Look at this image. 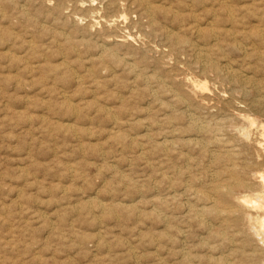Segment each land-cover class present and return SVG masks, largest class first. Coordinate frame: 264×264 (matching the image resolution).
Here are the masks:
<instances>
[{"label": "rangeland", "instance_id": "374dc122", "mask_svg": "<svg viewBox=\"0 0 264 264\" xmlns=\"http://www.w3.org/2000/svg\"><path fill=\"white\" fill-rule=\"evenodd\" d=\"M146 1L0 0V264L264 262L255 221L262 212L249 202L238 213L229 211L213 190L244 172L249 184L254 171L264 174V0ZM251 185L233 191L256 197L258 187ZM166 195L173 198L161 201ZM202 204L209 209L195 216L191 208ZM236 213L245 214L239 223Z\"/></svg>", "mask_w": 264, "mask_h": 264}, {"label": "bare ground", "instance_id": "6f19581e", "mask_svg": "<svg viewBox=\"0 0 264 264\" xmlns=\"http://www.w3.org/2000/svg\"><path fill=\"white\" fill-rule=\"evenodd\" d=\"M45 1H46V0H45ZM142 1H144V0H142ZM225 1H226V0H225ZM225 1H224V2H225ZM128 2H129V1H128ZM146 2H148V0H147ZM187 2H188V1H187ZM222 2H223V1H222ZM141 3H142V2H141ZM141 3H140V4H141ZM150 3H151V2H150ZM175 3H176V1H175ZM44 4H45V2H44ZM48 4H49V3H48ZM127 4H128V3H127ZM140 4H139V5H140ZM143 4H144V2L142 3V5H143ZM146 4H147V3H146ZM212 4H213V3H212ZM21 5H22V4H21ZM81 5H82V4H81ZM130 5H131V2H130ZM154 5H155V4H154ZM157 5H159V4H157ZM163 5H164V4H163ZM19 6H20V5H19ZM127 6H128V5H127ZM137 6H138V5H137ZM146 6H149V4H147ZM151 6H152V5H151ZM166 6H168V5H166ZM166 6H165V8H166ZM186 6H187V5H186ZM203 6H204V5H203ZM226 6H228V5H226ZM131 7H132V6H131ZM134 7H135V6H134ZM155 7H156V6H155ZM162 7H163V6H162ZM169 7H170V6H169ZM22 8H23V7H22ZM22 8H21V9H22ZM132 8H133V7H132ZM136 8H137V7H136ZM145 8L147 9L146 11H150V12H152L151 10H149L148 7H145ZM26 9H27V8H26ZM189 9H190V8H189ZM189 9H188V10H189ZM135 10H138V8L135 9ZM140 10H141V9H140ZM161 10H162V9H161ZM168 10H169V9H168ZM22 11H23V10H22ZM138 11H139V10H138ZM169 11H170V10H169ZM159 12H160V11H159ZM23 13H24V12H23ZM26 13H27V12L25 11V14H26ZM141 13H142V12H141ZM162 13H163V12H162ZM172 13H173V12H172ZM228 13H229V12H228ZM166 14H167V12H166ZM176 14H177V13H176ZM193 14H194V13H193ZM196 14H197V13H196ZM229 14H230V13H229ZM232 14H233V13H232ZM27 15H29V14H27ZM151 15H153V14H151ZM230 15H231V14H230ZM231 16H232V15H231ZM77 17H78V16H77ZM173 17L175 18L174 15H173ZM173 17H172V18H173ZM176 17H177V16H176ZM193 17H194V16H193ZM193 17H192V18H193ZM197 17H198V16H197ZM197 17H195V18L197 19ZM234 17H235V16H234ZM94 18L96 19V17H94ZM150 18H151V17H150ZM174 18H173V19H174ZM207 18H208V17H207ZM207 18H206V19H207ZM72 19L74 20V17H72ZM175 19H176V18H175ZM212 19H213V17H212ZM212 19H211V20H212ZM234 19H235V18H234ZM79 20H80V19H79ZM151 20L154 21L152 18H151ZM213 20H214V19H213ZM71 21H72V20H71ZM74 21H75V20H74ZM92 21H93V20H92ZM92 21H91V23H92ZM106 21L108 22V20H106ZM121 21H123V20H121ZM121 21H119V22H121ZM178 21H179V20H178ZM193 21H194V20H193ZM197 21H199V20H197ZM187 22H188V21H187ZM204 22H205V20H204ZM204 22H203V23H204ZM206 22H207V21H206ZM209 22H210V21H209ZM75 23H76V22H75ZM121 23H122V22H121ZM143 23H144V22H143ZM143 23H142V25H143ZM152 23H153V22H152ZM176 23H179V22H176ZM200 23H201V22H200ZM104 24H105V23H104ZM107 24H108V23H107ZM139 24H140V23H139ZM144 24H145V23H144ZM180 24H182V23H180ZM194 24H196V23H194ZM201 24H202V23H201ZM209 24H212V23H209ZM89 25H90V24H89ZM89 25H87V27H89ZM142 25H141V26H142ZM150 25H153V24H150ZM91 26H92V25H91ZM146 26H147V25H146ZM179 26H181V25H179ZM196 26H197V27H196ZM196 26H195V29H196V28H199L198 25H196ZM106 27H108V26L106 25ZM152 27H153V26H152ZM172 27H173V29H174V28H175V25H174V26L172 25ZM206 27H207V26H206ZM208 28H209V27H208ZM224 28H225V27H224ZM149 29H150V28H149ZM157 29H159V28H157ZM181 29H182V28H181ZM189 29H190V28H189ZM209 29H210V28H209ZM214 29H215V28H214ZM242 29H243V27H242ZM170 30H171V29H169V33H170ZM216 30H217V28H216ZM220 30H221V29H220ZM224 30H225V29H224ZM224 30H223V31H224ZM262 30H263V29H262ZM166 31H168V30H166ZM166 31H165V32H166ZM203 31H204V30H203ZM212 31H214V30H212ZM225 31H226V30H225ZM199 32H200V31H199ZM227 32H228V31H227ZM230 32H232V31H230ZM260 32H261V31H260ZM161 33H162V32H161ZM166 33H167V32H166ZM175 34H176V32H175ZM194 34L197 35V34H199V33L196 34V32H195ZM201 34H202V33H201ZM201 34H200V35H201ZM213 34L215 35L214 32H213ZM217 34H218V32H217ZM231 34H232V33H231ZM160 35H161V34H160ZM162 35H163V34H162ZM168 35H169V34H168ZM172 35H174V34L172 33ZM172 35L170 34L169 36H172ZM214 35H213V36H214ZM218 35H220V34H218ZM224 35H225V34H224ZM259 35H260V34H259ZM261 35H262V34H261ZM124 36H125V35H124ZM164 36H165V35H164ZM169 36H168V38H169ZM202 36H203V34H202ZM233 37H235V36H233ZM118 38H120V37H118ZM118 38H117V39H118ZM121 38H122V37H121ZM125 38H126V37H124V39H125ZM212 38H213V37H212ZM214 38H215V36H214ZM216 38H217V37H216ZM216 38H215V39H216ZM261 38H262V37H261ZM170 39H171V38H170ZM216 40H217V39H216ZM216 40H215V41H216ZM219 40H220V39H218L217 42H219ZM104 41H105V39H104ZM119 41H120V40H119ZM119 41H118V42H119ZM215 41H214V39H213V42H214V43H216ZM113 42H114V41H113ZM121 42H122V41H120V43H121ZM145 42H146V41H145ZM145 42H144V43H145ZM103 43H104V42H103ZM106 43H107V42H106ZM106 43H105V44H106ZM123 43H124V42H123ZM211 43H212V42H211ZM214 43H213V44H214ZM29 44H31V43H29ZM213 44H210V47H211V45H213ZM217 44H218V43H217ZM106 45H107V44H106ZM108 45H109V43H108ZM203 45H204V44H203ZM218 45H219V44H218ZM103 46H104V45H103ZM213 46H214V45H213ZM213 46H212V47H213ZM101 47H102V46H101ZM199 47H200V46H199ZM205 47H206V46H205ZM99 48H100V46H99ZM149 48H151V47H149ZM194 48L196 49L195 45H194ZM206 48H208V47H206ZM103 49H104V48H103ZM151 49H152V48H151ZM153 49H154V48H153ZM155 49H156V48H155ZM210 49H211V48H210ZM101 50H102V49H101ZM156 50H157V49H156ZM208 50H209V49H208ZM242 50H244V53H245V51H246L245 48H244V49L242 48ZM153 51L155 52V50H153ZM160 51H161V48H160ZM107 52H108V50H107ZM156 52H157V51H156ZM163 52H164V51H163ZM197 52H198V51H197ZM194 53H195V52H194ZM208 53H209V52H208ZM161 54H162V53H161ZM161 54H159V55H161ZM204 54H206V53H204ZM162 55H164V54H162ZM200 55H201V57L203 56L202 54H200ZM200 55H198V56H200ZM198 56H196V57H198ZM194 57H195V56H194ZM203 58H205V57H203ZM198 59H199V57H198ZM206 59H207V58H206ZM209 59H210V58H209ZM128 60H129V59H128ZM201 60H202V59H201ZM201 60H200V61H201ZM210 60H211V59H210ZM64 61H65V60H64ZM124 61H125V60H124ZM196 61H197V60H196ZM211 62H212V60H211ZM201 63H202V61H201ZM208 63H209V62H208ZM124 64H126V62H125ZM131 64H132V63H131ZM205 64H206V62H205ZM211 64H212V63H211ZM224 64H225V63H224ZM127 65H129V64H127ZM198 65H201V64L198 63ZM214 65H215V64H214ZM227 65H228V64H227ZM125 66H126V65H125ZM133 66H134V65H133ZM208 66H209V65H208ZM223 66H225V65H223ZM231 66H232V65H231ZM135 67H136V66H135ZM200 67H201V66H200ZM210 67H211V66H210ZM214 67H216V66H214ZM131 68H133V67H131ZM207 68H209V67H207ZM136 69H137V67L134 68V70H136ZM227 69H228V68H227ZM214 70L217 71L218 69H217V70L214 69ZM230 70H231V69H230ZM233 70H235V69H233ZM233 70H232V71H233ZM130 71H131V70H130ZM237 71H238V70H237ZM237 71L235 70V71L232 72V73H235V72L238 73ZM228 72H229V71H228ZM224 73H225V72H224ZM236 73H235V74H236ZM239 73H240V72H239ZM239 73H238V74H239ZM235 74H234V75H235ZM222 75H223V73H222ZM225 75H226V74H225ZM234 75L231 76V77H233V79H236V78L234 77ZM242 75H244V74H242ZM242 75H241V76H242ZM74 76H75V74H74ZM239 76H240V75H239ZM241 76H240V77H241ZM65 77H66V76H65ZM145 77H146V76H145ZM224 77H225V76H224ZM224 77H223V78H224ZM236 77H237V76H236ZM63 78H64V77H63ZM76 78H77V77H76ZM135 78H136V76H135ZM140 78H142V77H140ZM246 78H247V77H246ZM77 79H78V78H77ZM77 79H76V81H79V80H77ZM144 79H145V78H144ZM241 79H242V77H241ZM243 79L245 80V78H243ZM146 80H147V79H146ZM146 80H145V81H146ZM237 80L239 81L240 79L238 78ZM244 80H242V81H244ZM247 80H249V79H247ZM250 80L254 81L255 79L253 80V79L250 78ZM145 81H144V82H145ZM230 81H231V80H230ZM255 81H256V80H255ZM146 82H148V81H146ZM149 82H150V81H149ZM158 82H159V81H158ZM165 82H166V81H165ZM236 82H237V81H236ZM244 82H245V81H244ZM244 82H243V83H244ZM159 83H160V82H159ZM193 83H194V82H193ZM195 83H196V82H195ZM238 83H239V82H238ZM245 83H246V82H245ZM245 83H244V84H245ZM250 83H251V81H250ZM250 83H249V84H250ZM256 83H257V82H256ZM145 84H147V83H145ZM235 84H236V83H235ZM160 85H161V84H160ZM162 85H163V84H162ZM183 85H184V84H183ZM203 85H204V84H203ZM238 85H239V84H238ZM245 85H246V84H245ZM185 86H186V85H185ZM187 86L189 87V85H187ZM187 86H186V87H187ZM194 86H196V85H194ZM242 86H244V85H242ZM246 86H247V85H246ZM246 86H244V87H246ZM257 86H258V84H257ZM163 87H165V86H163ZM170 87H171V86H170ZM188 87H187V88H188ZM244 87H243V88H244ZM251 87H252V86H251ZM205 88H206V87H205ZM240 88H241V87H240ZM255 88H256V87H255ZM255 88H254V89H255ZM168 89H169V88H168ZM188 89H189V88H188ZM190 89H191V88H190ZM241 89H242V88H241ZM241 89H240V91H241ZM166 90H167V89H166ZM202 90H203V89H202ZM247 90H248V89H247ZM257 90H258V89H257ZM185 91H187V90H185ZM185 91H184V92H185ZM255 91H256V90H255ZM151 92H152V91H151ZM153 92H155V91H153ZM171 92H173V91H171ZM190 92H193V91H190ZM256 92H257V91H256ZM149 93H150V91H149ZM242 93H244V91H243ZM248 93H249V91H248ZM257 93H258V92H257ZM257 93H255V94H257ZM175 94H176V93H175ZM178 94H179V96H181L180 92H179ZM183 94H184V93H183ZM183 94H182V95H183ZM187 94H188V96H189L190 98H192V97H191V94H190V95H189V93H187ZM193 94H194V93H193ZM219 94H220V93H219ZM259 94H260V93H259ZM150 95H153V94H150ZM167 95H168V94H167ZM170 95H172V94H170ZM173 95H174V94H173ZM173 95H172V96H173ZM194 95H195V97H196V94H194ZM198 95H199V94H198ZM205 95H206V94H205ZM205 95H204V96H205ZM260 95H261V94H260ZM174 96H175V95H174ZM192 96H193V95H192ZM206 96H208V95H206ZM254 96H255V95H254ZM154 97H155V96H154ZM168 97H169V96H168ZM182 97H184V95H183ZM193 97H194V96H193ZM219 97H220V96H219ZM185 98H187V97H185ZM197 98H198V97H197ZM201 98H202V96H201ZM201 98H200V99H201ZM204 98H205V97H204ZM260 98H261V97H260ZM170 99H171V98H170ZM180 99H182V98H180ZM180 99H179V101H180ZM187 99H188V98H187ZM205 99H206V98H205ZM262 99H263V98H262ZM175 100H177V99H175ZM183 100H184V99H183ZM185 100H186V99H185ZM225 100H226V99H225ZM173 101H174V100H173ZM179 101H178V102H179ZM201 101H202V100H201ZM201 101H200V102H201ZM258 101H260V100H259V97H258ZM184 102H185V101H183V103H184ZM196 102H197V101H196ZM200 102H199V103H200ZM202 102H203V101H202ZM202 102H201V103H202ZM223 102H224V101H223ZM223 102H222V103H223ZM255 102H256V101H255ZM255 102H254V100H253V103H254V104H255ZM172 103H173V102H172ZM174 103H175V102H174ZM189 103H190V102H189ZM204 103H205V102H204ZM225 103H226V102H225ZM251 103H252V102H251ZM258 103H259V102H258ZM258 103H257V104H258ZM227 104H228V103H227ZM235 104H236V102H235ZM235 104H232V105L235 106ZM162 105H164V103H163ZM169 105L171 106V104H169ZM172 105H173V104H172ZM190 105H192V104L190 103ZM225 105H226V104H225ZM255 105H256V104H255ZM165 106H167V108H168V105H167V104H165ZM183 106H184V105H183ZM188 106H189V105H188ZM192 106H193V105H192ZM197 106H198V105H197ZM199 106H202V104L199 105ZM199 106H198L197 109H199ZM227 106H230V105H227ZM227 106H226V107L224 106L223 108H227ZM234 106H233V107H234ZM177 107H178V106H177ZM180 107H181V106H180ZM180 107H179V108H180ZM202 107H203V106H202ZM206 107H207V106H206ZM206 107H205V108H206ZM106 108H107V107H106ZM169 108H170V107H169ZM174 108L176 109V106H175ZM195 108H196V107H195ZM207 108L211 109V107H207ZM221 108H222V107H221ZM234 108H237V107H234ZM238 108H239V107H238ZM181 109H182V107L180 108V110H181ZM191 109H192V108H191ZM193 109H194V108H193ZM197 109H196V110L194 109V110L197 111ZM209 109H208V110H209ZM213 109H216V112H217V109H218V108H213ZM231 109H232V108H231ZM108 110H109V109H108ZM163 110H164V109H163ZM171 110H172V109H171ZM166 111H167V110H166ZM166 111H165V112H166ZM174 111H175V110H174ZM178 111H179V110H178ZM181 111H182V110H181ZM185 111H188V110H185ZM185 111H183V112H185ZM233 111H234V110H233ZM175 112H176V111H175ZM200 112H201V111H200ZM202 112H203V111H202ZM207 112H208V111H207ZM221 112L223 113V111H221ZM167 113H168V112H167ZM180 113H182V112H180ZM189 113H190V112H188V114H187V113H186V114L189 115ZM204 113H205V112H204ZM204 113H202V114H204ZM212 113H215V112H212ZM212 113H211V114H212ZM219 113H220V112H219ZM236 113H238V112H236ZM178 114H179V113H178ZM183 114H185V113H182V115H183ZM198 114H199V110H198ZM200 114H201V113H200ZM200 114H199V115H200ZM205 114H206V113H205ZM223 114H224V113H223ZM227 114H228V113H227ZM227 114H226V115H227ZM169 115H170V113H169ZM193 115H194V114H193ZM199 115H198V116H199ZM215 115H216V114H215ZM226 115L224 114L223 116L225 117ZM166 116H168V115H166ZM180 116H181V115H180ZM195 116H196V115H195ZM207 116H208V114H207ZM207 116H206V119L208 118ZM216 116H217V115H216ZM216 116H215V117H216ZM229 116H231V115H229ZM241 116H242V115H241ZM176 117H177V116H176ZM199 117H200V116H199ZM199 117H198V118L196 117V120H199ZM224 117L221 118V119H224ZM169 118H170V117H169ZM177 118H178V117H177ZM184 118H185V117H184ZM211 118H212V117H211ZM247 118H248V117H247ZM180 119H181V117L179 118V120H180ZM187 119H189V118H187ZM201 119H202V118H201ZM201 119H200V120H201ZM215 119H216V118H215ZM218 119H219V118H218ZM226 119H227V117H226ZM238 119H239V118H238ZM243 119H245V117H244ZM252 119H253V118H252ZM172 120H173V119H172ZM194 120H195V119H194ZM232 120H233V119H232ZM232 120H231V123L233 122ZM234 120H235V119H234ZM236 120H237V118H236ZM247 120H248V119H247ZM247 120H245V121H247ZM249 120H250V116H249ZM249 120H248V121H249ZM114 121H116V118H115ZM117 121H118V119H117ZM176 121H177V120H176ZM176 121H173V122L176 124ZM190 121H192V120H190ZM190 121H189V122H190ZM207 121H208V120H207ZM207 121H206V122H207ZM216 121H217V120H216ZM228 121H230V118H228ZM228 121H227V123H230V122H228ZM237 121H240V122H241V120H237ZM169 122L171 123L170 120H169L167 123H169ZM199 122H200V121H199ZM206 122H205V123H206ZM218 122H219V121H218ZM234 122H235V121H234ZM249 122H252V123H253L254 121H249ZM170 123H169V124H170ZM190 123H192V122H190ZM196 123H198V122H196ZM200 123H201V122H200ZM200 123H198V124H200ZM208 123H209V122H208ZM208 123H207V126H209V125L211 124V123H209V124H208ZM213 123H214V121H213ZM220 123L223 124V121L220 122ZM225 123H226V121H225ZM235 123H236V122H235ZM159 124H160V123H159ZM159 124H158V125H159ZM184 124H185V123L183 122V125H184ZM192 124H194V123H192ZM201 124H202V123H201ZM222 124H221V125H222ZM233 124H234V123H233ZM236 124H238V123H236ZM236 124H235V125H236ZM172 125H173V124H172ZM172 125H171V126H172ZM187 125H188V124H187ZM227 125H228V124H227ZM238 125H240V124H238ZM159 126H160V125H159ZM165 126H166V125H165ZM167 126H170V125H167ZM167 126H166V127H167ZM196 126H197V125H196ZM199 126H200V125H199ZM249 126H251V125H249ZM252 126H254V125H252ZM252 126H251V127H252ZM261 126H262V125H261ZM177 127L179 128V127H182V126H177ZM177 127H176V128H177ZM186 127H187V126H186ZM188 127H189V126H188ZM201 127H202V126H200V128H201ZM209 127H210V126H209ZM189 128H190V127H189ZM206 128H207V127H206ZM225 128H226V127H225ZM228 128H229V127H228ZM261 128H262V127H261ZM164 129H165V128H164ZM169 129H170V127H169ZM169 129H168V130H169ZM181 129H182V128H181ZM181 129H180L179 131H177V132L180 133V131H183V129H182V130H181ZM219 129H220V128H218V130H219ZM226 129H227V128H226ZM242 129H243V128H242ZM172 130H174V127H173ZM200 130H203V128L200 129ZM220 130H221V129H220ZM244 130H245V129H244ZM187 131H188V130H187ZM210 131H211V130H210ZM230 131H231V130H230ZM233 131H234V130H233ZM177 132H176V133H177ZM221 132H222V131H221ZM221 132H220V133H221ZM227 132H228V131H227ZM207 133H208V132H207ZM223 133H225V132H224V128H223ZM263 133H264V132H263ZM263 133H262V134H263ZM173 134H174V132H173ZM173 134H171V135H173ZM212 134H213V133H212ZM217 134H218V131H217ZM245 134H246V133H245ZM247 134H248V133H247ZM162 135L164 136V133H163ZM176 135H177L178 137L180 136V135H178V134H176ZM184 135H186V134H184ZM191 135H193V134H191ZM200 135H201V134H200ZM202 135H203V134H202ZM202 135H201V136H202ZM223 135H224V134H223ZM225 135H227V134H225ZM232 135H233V134H232ZM167 136H168V135H167ZM188 136H189V135H188ZM220 136H221V135H220ZM229 136H230V135H229ZM229 136H228V137H229ZM235 136H236V134H235ZM243 136H244V135H243ZM172 137H173V136H172ZM203 137H204V136H203ZM203 137H202V139H203ZM211 137H212V136H211ZM213 137H214V135H213ZM224 137H225V136H223V138H224ZM228 137H226V138H228ZM246 137H249V136H246ZM180 138H182V140H183V137H180ZM180 138H178V139L180 140ZM204 138H205V137H204ZM209 138H210V137H209ZM219 138H220V137H218V138H216V139H219ZM230 138L233 139V137H231V136H230ZM230 138H229V139H230ZM235 138H236V137H235ZM195 139H196V138H195ZM199 139H201V137H200ZM211 139H212V138H211ZM214 139H215V138H214ZM231 139H230V140H231ZM238 139H239V138H238ZM238 139H236V140H238ZM247 139H248V138H247ZM261 139H262V138H261ZM167 140H168V139H167ZM174 140H175V139H174ZM184 140L187 142L186 139H184ZM191 140H192V138H191ZM212 140H213V139H212ZM230 140H229V141H230ZM207 141H208V140H207ZM159 142H160V141H159ZM167 142H168V141H167ZM190 142H191V141H190ZM193 142H194V139H193ZM193 142H192V143H193ZM215 142H217V141H215ZM225 142H226V141H225ZM241 142H243V141H241ZM192 143H191V144H192ZM194 143H195V142H194ZM200 143H201V141H200ZM207 143H208V142H207ZM210 143H212V142L210 141ZM220 143H221V142H220ZM222 143H224V141H223ZM234 143H235V141H234ZM256 143H257V142H256ZM158 144H159V143H157V145H158ZM160 144H161V143H160ZM168 144H169V142H168ZM174 144H175V143H173V145H174ZM186 144H187V143H186ZM195 144L197 145L198 143H195ZM231 144H232V143H231ZM241 144H244V143H241ZM241 144H240V145H241ZM257 144H259V143H257ZM202 145H203V143H202ZM206 145H207V144H206ZM210 145H211V144H210ZM215 145H216V144L213 143V147H214ZM217 145H218V144H217ZM199 146H200V145H199ZM204 146H205V144H204ZM207 146H209V143H208ZM219 146H220V145H219ZM219 146H218V147H219ZM224 146H225V145H224ZM233 146H234V145H233ZM235 146H236V144H235ZM238 146H239V145H238ZM241 146H244V145H241ZM241 146H240V147H241ZM259 146H261V145H259ZM164 147H165V146H164ZM166 147H167V146H166ZM170 147H171V146H170ZM178 147H179V146H178ZM182 147H183V146H182ZM188 147H190V146H188ZM211 147H212V146H211ZM221 147H222V146H221ZM227 147H228V146H227ZM262 147H263V146H262ZM162 148H163V147H162ZM168 148H169V145H168ZM171 148H172V147H171ZM173 148H177V147L174 146ZM207 148H208V147H207ZM235 148H237V146H236ZM246 148H247V147H246ZM246 148L244 147V149H246ZM181 149H183V148H180V153H181ZM185 149H186V147H185ZM185 149H184V150H185ZM189 149H190V148H189ZM217 149H218V148H217ZM229 149H232V148H229ZM237 149H239V148H237ZM244 149L242 148L241 150H243V151L246 152V150H244ZM168 150H169V149H168ZM176 150H177V149H176ZM191 150H192V149H191ZM204 150H205V149H204ZM208 150H209V148H208ZM211 150H213V148L210 149V151H211ZM232 150H233V149H232ZM234 150H235V149H234ZM247 150H248V149H247ZM163 151H164V149H163ZM185 151H186V150H185ZM188 151H189V150H188ZM196 151H197V150H196ZM205 151H206V150H205ZM214 151H215V150H214ZM214 151H213V153H214ZM220 151H222V150H220ZM165 152H166V151H165ZM167 152H168V151H167ZM167 152H166V153H167ZM189 152H190V151H189ZM224 152H225V151H224ZM232 152L235 153L234 151H232ZM168 153H169V152H168ZM168 153H167V154H168ZM194 153H196V152H192V154H194ZM199 153H200V152H199ZM211 153H212V152H211ZM211 153H210V154H211ZM215 153H217V152H215ZM226 153H227V152H226ZM238 153H240V151H239ZM238 153H236V154L238 155ZM164 154H165V153H164ZM167 154H166V156H168ZM186 154H187V153H185V155H186ZM197 154H198V153H197ZM217 154H218V153H217ZM217 154H214L212 157H214V156L217 155ZM250 154H251V153H250ZM250 154H249V156H250ZM179 155H180V154H179ZM185 155H184V156H185ZM190 155H191V154H190ZM205 155H206V154H205ZM211 155H212V154H211ZM218 155H219V154H218ZM221 155H222V154H220V156H221ZM223 155H224V153H223ZM229 155H230V154H229ZM232 155H233V154H231V157H232ZM241 155H242V153L239 155V157H240ZM173 156H174V155H173ZM173 156H172V157H173ZM200 156H201V155H200ZM203 156H204V155H203ZM242 156H244V155H242ZM186 157H187V156H186ZM188 157H191V156H188ZM194 157H195V156H194ZM206 157H207V156H206ZM222 157H223V156H222ZM225 157H226V155H225ZM225 157H223V158H225ZM239 157L237 156V158H239ZM244 157H245V156H244ZM244 157H243V158H244ZM254 157H255V156H254ZM170 158H171V157H170ZM170 158H169V161H170ZM192 158H193V157H192ZM209 158H210V157H209ZM245 158H246V157H245ZM251 158H253L252 154H251ZM255 158H256V157H255ZM189 159H190V158H189ZM195 159H196V158H195ZM195 159H194V161L196 162ZM216 159H218L219 162L222 160V159L220 160L219 156H218ZM227 159H228V158H227ZM227 159L225 158V163L228 162V161L226 162ZM256 159H257V158H256ZM256 159H254V160H256ZM178 160H179V159H178ZM190 160H191V159H190ZM213 160H214V158H213ZM229 160H230V159H229ZM236 160H237V159H236ZM240 160H241V159L237 160L236 162H238V161L240 162ZM248 160H251V159H248ZM248 160H247V161H248ZM252 160H253V159H252ZM188 161H189V160H187V162H188ZM191 161H193V159H192ZM194 161H193V163H194ZM204 161H205V160H204ZM214 161L217 162V160H214ZM222 161H223V160H222ZM241 161H242V160H241ZM256 161H257V160H256ZM256 161H255V162L250 161V162H252V164H253V163L255 164ZM187 162L185 161V164H186ZM223 162H224V161H223ZM233 162H234V161H233ZM233 162H232V163H233ZM242 162L246 163V159H245V161H242ZM257 162H258V161H257ZM163 163H164V162H163ZM176 163H177V162H176ZM176 163H175V164H176ZM189 163H190V162H189ZM189 163H187V165H190V166H191V164H189ZM208 163H210V162H208ZM208 163H207V164H208ZM214 163H215V162H214ZM221 163H222V162H221ZM165 164H166V163H165ZM165 164H164V166H167V164H166V165H165ZM217 164H218V162H217ZM233 164H234V163H233ZM240 164H241V162H240ZM257 164H258V163H257ZM259 164H261V162H260ZM259 164H258V165H259ZM262 164H264V161L262 162ZM176 165H177V164H176ZM192 165H193V164H192ZM215 165H216V164H215ZM226 165H227V166H228V165L231 166L230 162L227 163ZM246 165H247V163H246ZM248 165H249V164H248ZM248 165H247V166H248ZM164 166H162V167H164ZM172 166H174V162H173ZM181 166H182V165H180V167H181ZM185 166H186V165H185ZM195 166H196V165H195ZM206 166H207V165H206ZM209 166H210V165L208 164V167H209ZM211 166H213V167H217V165L214 166L213 164H212ZM211 166H210V167H211ZM222 166H223V165H222ZM224 166H225V165H224ZM256 166H257V165H256ZM263 166H264V165H263ZM186 167H187V166H186ZM225 167H226V166H225ZM233 167H234V166H233ZM236 167H237V166H235V168H236ZM238 167H239V166H238ZM253 167H254V166H253ZM253 167H252V169H251L252 172H253V169H255V167H254V168H253ZM168 168H169V166H168L166 169H168ZM170 168H171V167H170ZM218 168H219V167H218ZM228 168H229V167H228ZM246 168H247V167H246ZM258 168H259V167H258ZM162 169H163V168H162ZM183 169H184V168H183ZM189 169H190V168H189ZM193 169H194V167L192 166V173H193V171H194ZM207 169H208V168H207ZM213 169H214V172L217 171V170H215L216 168H213ZM225 169H227V167H226ZM230 169H231V167H230ZM230 169H229V170H230ZM179 170H180V171H179ZM181 170H182V169H179V168H178V171H179V172H182ZM185 170L188 171V169H184L183 171H185ZM208 170H209V169H208ZM223 170H224V169H223ZM234 170H236V169H234ZM244 170H245V168H244ZM246 170H248L247 173L250 172L249 169H246ZM246 170H245V171H246ZM166 171H167V170H166ZM166 171H165V172H166ZM205 171H206V170H205ZM212 171H213V170H212ZM219 171H220V170H219ZM224 171H225V170H224ZM237 171H238V168H237ZM241 171L243 172V170H241ZM241 171H239V172H241ZM257 171H258V170H257ZM257 171H254L253 173H255V172L257 173ZM169 172H171V170H170ZM169 172H168V173H169ZM189 172H191V171H189ZM220 172L222 173L223 171H220ZM229 172H230V173H228V174H230L231 176H233V175H232L233 171L231 172V170H230ZM252 172H251V173H252ZM176 173H177V171H176ZM192 173H191V175H192ZM209 173H211V172L209 171ZM209 173H208V175H211V174H209ZM221 173H220L218 176H220ZM234 173H235V172H234ZM244 173H245V176H246V172H244ZM251 173H250V174H251ZM256 173H255V175H254V177H253V182H254L255 186L258 187V190H259V193H257V196H256V197H253V198L248 199V197L246 198V197H243V196H237V195L235 194L236 192L233 191V188H235V189H237V188H239V187H241V188H242V187H245V188H246V187H249V185H251L253 182H252L251 184H249V183L244 179L245 176H244V177H242V176L234 177V176H235V174H234L233 177H234L235 179L233 180V182H232L231 184L226 183V182H228V181H226V180H225V183L222 182L223 184L220 183L218 180H217V181L215 180L216 182H219V183H215L214 188H213V187H212V188H213V190L216 191L215 193L217 194V199H218V198H219V199H218V201H217L216 199H214V196H213V200H211V201H212V202H211L212 205H211V204H210V205H211L212 208L214 207V209H216L217 207L220 206V205L217 206V205H216V202H219V200H220V202H225V203H228V204H229V207H230V208H229V211L237 212V213H238V212L241 210L242 207H244V206L247 205L248 202L251 203V205H252L255 209H258V211H261V212H262L261 217L259 218V220L255 219V221H258V223H259L258 226H257V227L259 228V229H258V230H259V233H257V232H258L257 229H255V231H257V232H256V233L258 234L257 236H259L258 238H260L259 241L261 242L262 246L264 247V174H261V173H257V174H256ZM263 173H264V172H263ZM169 174H170V173H169ZM182 174H183V173H182ZM184 174H186V173H184ZM206 174H207V172H206ZM213 174H215V173H213ZM238 174H239V173H238ZM242 174H243V173H242ZM242 174L240 173V175H242ZM250 174H249V175H250ZM191 175H190V177H191ZM224 175H225V174H224ZM224 175H223V177H225ZM230 175H228V176H230ZM211 176H214V175H211ZM226 176H227V175H226ZM175 177H176V176H175ZM215 177H216V174H215L214 178H215ZM220 177H221V176H220ZM251 177H252V176H251ZM168 178H170V177H168ZM212 178H213V177H212ZM214 178H213V179H214ZM221 178H222V177H221ZM225 178H226V177H225ZM170 179H171V178H170ZM186 179H187V178H186ZM189 179H190V178H189ZM215 179H216V178H215ZM227 179H228V178H227ZM172 180H173V178H172ZM190 180H191V179H190ZM190 180H189V181H190ZM194 180H195V179H194ZM198 180H199V179H198ZM161 181H162V180H161ZM164 181L166 182V180H164ZM182 181H183V180H182ZM186 181H187V180H186ZM201 181H203V180H201ZM215 181L213 180V182H215ZM223 181H224V180H223ZM162 182H163V181H162ZM229 182H230V181H229ZM179 183H180V182H179ZM204 183H205V182H204ZM210 183H211V182H210ZM173 184H174V183H173ZM175 184H176V182H175ZM184 184H185V183H184ZM201 184H202V183H201ZM211 184H212V183H211ZM248 184H249V185H248ZM171 185H172V184H171ZM204 185H205V184H204ZM208 185H210V184L208 183ZM178 186H179V185H178ZM178 186H177V187H178ZM181 186H182V185H181ZM181 186H179V187L182 188ZM194 186H195V185H194ZM194 186H193V187H194ZM255 186H253V187H255ZM170 187H171V186H170ZM177 187H176V188H177ZM179 187H178V188H179ZM190 187H191V186H190ZM207 187H208V186H207ZM210 187H211V186H210ZM210 187H209V188H210ZM251 187H252V185H251ZM251 187H250V188H251ZM253 187H252V188H253ZM156 188H157V186H156ZM156 188H155V189H156ZM165 188H166V187H165ZM168 188H169V187H168ZM171 188H172V187H171ZM180 188H179V189H180ZM186 188H187V187H186ZM186 188H185V190H187ZM195 188H196V187H195ZM245 188H244V189H245ZM188 189H189V187H188ZM197 189H199V188H197ZM197 189H196V190H197ZM206 189H207V193H208L209 189H208V188H206ZM239 189H240V188H239ZM253 189H254V188H253ZM156 190H159V189H156ZM167 190H168V189H167ZM210 190H212V189H210ZM254 191H255V190H254ZM158 192H159V191H158ZM171 192H172V191H171ZM177 192H178V191H177ZM177 192H176V193H177ZM195 192H196V191H195ZM200 192H201V191H200ZM203 192H204V191H203ZM245 192H246V191H245ZM245 192H244V193H245ZM248 192H250V191H247V193H248ZM178 193H179V192H178ZM207 193L204 192V194H206V195H207ZM255 193H256V192H255ZM173 194H174V193H173ZM186 194H187V193H186ZM190 194H191V193H190ZM194 194H195V193H194ZM213 194H214V192H213ZM216 194H215V195H216ZM237 194H238V193H237ZM210 195H211V194H210ZM241 195H242V194H241ZM254 195H255V194H254ZM182 196H183V195H182ZM182 196H181V197H182ZM207 196H209V195H207ZM245 196H246V194H245ZM192 197H193V196H192ZM195 197H196V196H195ZM209 197H210V196H209ZM250 197H251V196H250ZM163 198H164V200H162V198L160 197L161 201H165V199H169V198H173V197H172V195H171V197L166 195V198H165V197H163ZM184 198H185V197H184ZM188 198H189V197H188ZM210 198H211V197H210ZM175 199H176V198H175ZM175 199H174V200H175ZM211 199H212V198H211ZM215 200H216V202H215ZM176 201H177V199H176ZM203 201H204V200H203ZM205 201H206V200H205ZM167 202H168V201H167ZM180 202H181V201H180ZM188 202H189V201H188ZM188 202H187V203H188ZM191 202L193 203V200H192ZM220 202H219V203H220ZM164 203H165V202H164ZM184 203H185V202H184ZM184 203H183V204H184ZM187 203H186V204H187ZM189 203H190V202H189ZM223 204H224V203H223ZM223 204H222V205H223ZM177 205H178V204H177ZM179 205H180V203H179ZM188 205H190V204H188ZM191 205H192V204H191ZM191 205H190V207H191ZM194 205H195V204H194ZM183 206H184V205H183ZM183 206H181V207H183ZM186 206H187V205H186ZM186 206H185V207H186ZM197 206H198V207L192 206V207H195V208H191V210L193 209V211H194L193 213L195 214V216H199V217H200L199 213H200L201 211H204V210H206V209H209V207H208L209 205H208V206H205L204 204H202V205H200V206H199V205H197ZM224 206H225V205H224ZM224 206H223V207H224ZM250 207H251V206H250ZM253 207H252V208H253ZM111 208H112V207H111ZM187 208H189V207H187ZM109 210H111V209H109ZM217 210H218V209H217ZM111 211H112V210H111ZM113 211H114V210H113ZM219 211H221V210H219ZM225 211H226V210H225ZM227 211H228V210H227ZM245 211H247V210H245ZM222 212H223V210H222ZM255 212H256V211H255ZM201 213H203V212H201ZM201 213H200V214H201ZM220 213H221V212H220ZM220 213H219V214L217 213V214H218V218H219V216H220V218H221V217H224V216H221L222 214L220 215ZM229 213H230V212H229ZM237 213H236V214H237ZM187 214H188V213H187ZM187 214H183V213H182V216H183V215H186V216H187ZM230 214H231V213H230ZM230 214H228V215H230ZM234 214H235V213H234ZM161 215H162V214H161ZM223 215H224V214H223ZM228 215H227V216H228ZM232 215H233V214H232ZM244 215H245V214H244ZM244 215H242V213L237 214L236 220H234V221H236V222L239 223V221L242 220L241 217L244 216ZM166 216H167V215H166ZM201 217H202L201 219H203V214H202ZM225 217H226V216H225ZM225 217H224V218H225ZM228 217H229V216H228ZM228 217H227V219H228ZM162 218H163V215H162ZM167 218H168V217H167ZM220 218H219V219H220ZM224 218H223V219H224ZM244 218H245V216H244ZM169 219H170V218H169ZM186 219H187V218H186ZM201 219H200V220H201ZM204 219H205V217H204ZM216 219H217V218H216ZM225 219H226V218H225ZM229 219H232V218H229ZM234 219H235V218H234ZM250 219H251V218L249 217L248 221H250ZM163 220H164V219H163ZM194 220H195V219H194ZM205 220H206V219H205ZM207 220H208V219H207ZM207 220H206V221H207ZM180 221H181V220H180ZM209 221H210V219H209ZM223 221H224V220H223ZM231 221H232V220H231ZM198 222H199V221H198ZM202 222H203V220H202ZM202 222H201V223H202ZM204 222H205V221H204ZM225 222H226V221H225ZM232 222H233V221H232ZM209 223H210V222H209ZM212 223H213V222H212ZM248 223H250V222H248ZM248 223H247V221H246L245 225L248 224ZM195 224H196V223H195ZM205 224H206V223H205ZM213 224H214V223H213ZM220 224H221V223H220ZM225 224H226V223H225ZM225 224H224V225H225ZM228 224H229V223L227 222L226 225H228ZM234 224H235V223H234ZM243 224H244V223H243ZM168 225H169V224L167 223V226H168ZM196 225H197V224H196ZM224 225H223V226H224ZM232 225H233V223H232ZM237 225H238V224H237ZM241 225H242V222H241ZM204 226H205V225H204ZM207 226H208V225H207ZM211 226H212V225H211ZM223 226H222V227H223ZM230 226H231V223H230ZM238 226H239V225H238ZM189 227H190V226H189ZM212 227H213V226H212ZM212 227H211V228H212ZM219 227H220V226H219ZM246 227H247V226H246ZM248 227H252V228H253V225H252V224H248ZM166 228H168V227H166ZM177 228L179 229V226H178ZM182 228L184 229V227H182ZM233 228H234V227H233ZM237 228H238V227H236V229H237ZM239 228H240V227H239ZM254 228H255V227H254ZM254 228H253V230H251V231H254ZM180 229H181V227H180ZM221 229H222V228H221ZM223 229H224V227H223ZM234 229H235V228H234ZM225 230H226V229H225ZM237 230H238V229H237ZM204 231H205V229H204ZM213 231H216V230H213ZM227 231H228V229H227ZM227 231H226V232H227ZM230 231H233V229L230 230ZM238 231L240 232V230H238ZM238 231H237V232H238ZM183 232H184V230H183ZM183 232H182V233H183ZM185 233H186V232H185ZM227 233H228V232H227ZM240 233H243V232H240ZM254 233H255V232H254ZM183 234H184V233H183ZM183 234H182V236H183ZM214 234H215V233H214ZM228 234H229V233H228ZM235 234H237V233H235ZM247 234H248V231H247ZM187 235H188V234H187ZM206 235H207V234H206ZM238 235H239V234H238ZM244 235L246 236V233H245ZM255 235H256V234H255ZM184 236H185V235H184ZM184 236H183L182 238H184ZM202 236H203V235H202ZM249 236H250V234H249ZM249 236H248V237H249ZM257 236H256V237H257ZM185 237H187V236H185ZM199 237H200V236H199ZM240 237H242V236L240 235ZM240 237H239V238H240ZM248 237H247V238L245 237V239L248 240ZM190 238H191V237H190ZM243 238H244V237H243ZM251 238H252V237H251ZM177 239H178V238H177ZM179 239H180V238H179ZM201 239H203V238H201ZM234 239H235V238H234ZM245 239H244V241H247V240H245ZM187 240H188V239H187ZM203 240H204V239H203ZM231 240H233V239H231ZM241 240H243V239H241ZM182 241H183V240H182ZM184 241H185V240H184ZM184 241H183V242H184ZM204 241H205V240H204ZM211 241H212V240H211ZM222 241H223V240H222ZM249 241H252V240L250 239ZM193 242H194V241H193ZM201 242H202V241H201ZM207 242H208V241H207ZM222 243H223V242H222ZM224 243H225V242H224ZM226 243H227V242H226ZM238 243H241V242H238ZM242 243H243V242H242ZM185 244H186V243H185ZM185 244H184V246H185ZM187 244H188V243H187ZM249 244H251V243H249ZM255 244H257V243L255 242ZM201 245L203 246V244H201ZM209 246H210V245H209ZM226 246H227V245H225V247H226ZM237 246H238V245H237ZM253 246H254V245H253ZM258 246H259V245H257V247H258ZM262 246H261V247L259 246V247L262 248ZM227 247H228V246H227ZM259 247L256 248V249L259 250ZM186 248H187V247H186ZM212 248H213V247H212ZM243 248H244V244H243ZM252 248H253V247H252ZM240 249H241V248H240ZM250 249H251V248H250ZM256 249H255V250H256ZM181 250H182V249H181ZM187 250H188V249H187ZM258 250H257V252H258ZM260 250L264 251L263 249H260ZM203 251H204V250H203ZM230 251H232V250H230ZM241 251H242V249H241ZM243 251H244V250H243ZM243 251H242V252H243ZM249 251H250V250H249ZM249 251H247V252H249ZM262 251H260V252H262ZM181 252L183 253V251H181ZM191 252H192V251H191ZM206 252H207V251H206ZM220 252H222V251H220ZM251 252L253 253V251H251ZM254 252H255V251H254ZM257 252H255V253H257ZM260 252H258V253H260ZM182 253H181V254H182ZM195 253H196V252H195ZM255 253L252 254V255H254V257H255ZM181 254H179V255H181ZM221 254H224V253H221ZM221 254H220V255H221ZM177 255H178V254H177ZM179 255H178V257H179ZM195 255H196V254H195ZM202 255H203V254H202ZM252 255H251V257H252ZM257 255H258V254H257ZM259 255L261 256V254H259ZM263 255H264V253H263ZM184 256H185V255H184ZM184 256H183V257H184ZM196 256H197V255H196ZM204 256H206V255H204ZM225 256H226V255H225ZM248 256L250 257V254H248ZM183 257H182V258H183ZM188 257H189V256H188ZM191 257H192V256H191ZM197 257H198V256H197ZM206 257H207V256H206ZM208 257H209V255H208ZM216 257H217V259H218V256H216ZM219 257H224V255H223V256H219ZM262 257H263V256H262ZM262 257H261V258H262ZM211 258H212V257H211ZM211 258H210V259H211ZM188 259H189V258H187V260H188ZM251 259H252V258H251ZM254 259H255V258H254ZM193 260H194V259H193ZM215 260H216V259H215ZM228 260H229V258H228ZM228 260H227V261H228ZM259 260H260V259H259ZM259 260H258V261H259ZM263 260H264V258H263ZM185 261H186V260H185ZM258 261H256V262H258ZM192 262H193V261H192ZM192 262H191V263H192ZM261 262H262V260H261ZM226 263H228V262H226ZM231 263H232V262H231ZM246 263H247V262H246ZM249 263H252V262H249ZM249 263H247V264H249ZM254 263H255V260H254ZM254 263H253V264H254ZM263 263H264V262H262V264H263ZM193 264H194V263H193ZM222 264H223V263H222ZM255 264H256V263H255ZM257 264H258V263H257ZM259 264H260V263H259Z\"/></svg>", "mask_w": 264, "mask_h": 264}]
</instances>
